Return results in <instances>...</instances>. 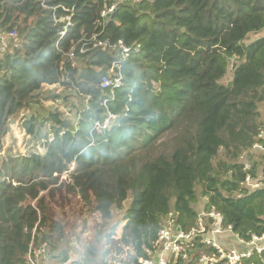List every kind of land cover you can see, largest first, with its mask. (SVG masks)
I'll return each mask as SVG.
<instances>
[{
    "label": "trees",
    "instance_id": "obj_1",
    "mask_svg": "<svg viewBox=\"0 0 264 264\" xmlns=\"http://www.w3.org/2000/svg\"><path fill=\"white\" fill-rule=\"evenodd\" d=\"M13 31L0 51V264H101L99 248L72 261L62 244L54 207L71 195L105 223L103 259L121 264L150 259L167 223L192 231L203 200L240 240L264 236V151L263 163L244 162L264 148V36L247 43L264 33V0H0V35ZM114 64L122 87L103 90ZM46 87L64 91V105L83 101L76 125L66 112L35 111L50 101ZM109 114L100 135L95 123ZM19 120L45 154L4 155ZM45 243L48 256L36 258ZM202 257L217 252L196 236L173 261ZM242 264H264V252Z\"/></svg>",
    "mask_w": 264,
    "mask_h": 264
},
{
    "label": "built area",
    "instance_id": "obj_2",
    "mask_svg": "<svg viewBox=\"0 0 264 264\" xmlns=\"http://www.w3.org/2000/svg\"><path fill=\"white\" fill-rule=\"evenodd\" d=\"M62 22L65 23L64 25L65 29L61 33V37L64 38L69 33L70 27L73 26V16L71 15L69 17L62 19ZM16 38H17V31H13L8 36L0 35V51L2 53L6 52L9 41ZM97 46L101 48H107L106 47L107 45L102 42H97ZM119 47L122 52V56H123L122 58L123 59L127 58L129 56L130 49L124 46L122 42L119 43ZM75 57H76L75 53L73 52L68 56L69 60L73 61V65H77L75 62ZM113 66L114 67L111 70L110 74L104 76L101 80V86L103 90L111 91L113 89L122 87L124 78L121 71V66H119V64H114ZM117 69H119L118 72H116ZM115 119H116L115 115L109 114L108 117L103 122L95 123L96 131L100 135L104 134L107 130H109L112 127V123ZM261 139L264 141V133L262 134ZM255 149L264 151L262 145H256ZM75 169H76V165L74 164L70 169V173H73ZM254 186L258 187L259 185L256 184ZM82 204L85 210L89 211V207H87L86 204L84 203ZM207 219H210L212 221L210 226H208ZM222 220L223 219L220 214L214 211H212L211 213H207L204 209L203 211L200 212L198 225L195 228H193V230L190 231L189 233L181 232L180 230L176 229V227H174V224L164 225V227L161 229L159 233V237L157 240L158 250L156 251V253L152 255L150 259L148 260L139 259L138 262L140 264H174L173 261L174 255H178L179 253H181L184 245L192 243L193 239L196 236L197 237L201 236L203 238V241L208 245L214 247L217 252V258L210 259L207 257H202L201 264H220V262H225L224 264H242V261H244V259L252 258L254 254H261L262 252H264V245L261 244V242L264 240V236L261 238L253 237L252 241L250 242H244L243 240H241L242 243L244 244V249L242 251L226 249L219 241H217V237L225 233L232 234L233 231L231 227H224ZM90 225L91 224L87 223V225H84V227L89 228ZM86 233L88 232H83L84 238L86 236ZM118 239L119 238L115 236L114 241ZM104 247L105 249L104 251H102V255L104 252H106V248L109 249L110 247L111 249V246L106 247L105 245ZM49 248L50 247L48 244L46 243L43 244L41 249L38 251L36 258L40 256L47 257ZM84 252L85 249L82 253ZM102 255L98 260V263L121 264L120 260L118 258L116 259L115 253L110 254L107 257V259L106 257L103 259ZM30 262L32 264H35L32 258H30Z\"/></svg>",
    "mask_w": 264,
    "mask_h": 264
},
{
    "label": "rangeland",
    "instance_id": "obj_3",
    "mask_svg": "<svg viewBox=\"0 0 264 264\" xmlns=\"http://www.w3.org/2000/svg\"><path fill=\"white\" fill-rule=\"evenodd\" d=\"M264 36L263 34H252L249 36V39L247 43H250L252 41H255L259 39L260 37ZM233 78V65H231V68L229 69L228 75L225 77V79L222 81L223 84L228 85L229 82ZM57 90L56 88H45L42 90V93L46 94L45 97L50 100L43 103L42 106L36 107L35 111H39L40 115H46L47 113L53 112V111H60V112H66L67 115H65V118L72 119L74 125L77 124L78 116H77V109H80L82 106L81 104L83 101L81 100H74L73 97H70V100L68 101V104L64 105L63 102V93L64 91H59L58 93L55 92ZM59 94L61 95L62 99L58 101H51V98L53 94ZM66 94V93H65ZM84 104V103H83ZM77 108V109H75ZM72 111V113H69ZM31 114H25L23 117L28 118ZM23 117L21 119H23ZM262 117L264 121V106L262 107ZM12 132L7 138L5 148H4V155H22L27 156L29 154H32L35 150L39 149V152L41 154H45L46 150L44 147H41L37 144V141L33 138H30L28 134L26 133V130L24 127H22V122L19 120L17 121L12 127ZM250 159L252 163L261 162L263 163L261 157H260V150L255 149L254 151H251L250 156H246L244 158V162H250ZM69 202L65 204V206H55L54 207V213H55V219L62 224L65 227L66 230V237L64 241L62 242L63 246L65 248H69L71 260L75 261L76 258L80 256V254L84 251V249L88 245H93L95 248H99L100 252L98 253V260L100 259L102 255V251L105 249L106 240H105V232L107 233L108 230L105 228V223L100 219L98 214L89 208L88 210H85L83 204L78 199L77 196L71 195L69 196ZM203 202V201H202ZM87 223L91 224L89 228H85L84 225H87ZM101 229V234H100ZM83 232L86 233L85 238L83 237ZM117 237L120 238L122 235V227H119L116 231ZM107 247V246H106ZM110 249V247H109ZM103 257V256H102Z\"/></svg>",
    "mask_w": 264,
    "mask_h": 264
},
{
    "label": "crops",
    "instance_id": "obj_4",
    "mask_svg": "<svg viewBox=\"0 0 264 264\" xmlns=\"http://www.w3.org/2000/svg\"><path fill=\"white\" fill-rule=\"evenodd\" d=\"M256 185V183L254 184ZM207 202L203 200L200 212L204 210V206ZM170 223H167L168 225ZM217 241H219L226 249L228 250H237V251H242L244 249V244L242 243L241 240L238 239L236 235L225 233L223 235H220L217 237ZM262 245H264V240L261 242Z\"/></svg>",
    "mask_w": 264,
    "mask_h": 264
}]
</instances>
